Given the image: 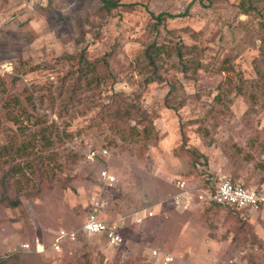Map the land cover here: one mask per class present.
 <instances>
[{
  "label": "rangeland",
  "instance_id": "rangeland-1",
  "mask_svg": "<svg viewBox=\"0 0 264 264\" xmlns=\"http://www.w3.org/2000/svg\"><path fill=\"white\" fill-rule=\"evenodd\" d=\"M119 1L135 10L103 17L99 0H0V76L9 88L0 100L19 94L29 113L47 121L35 126L32 116L20 117L25 136L38 135L36 146L27 158L0 159V171L33 160L51 186L38 197L23 198L22 207L0 206L2 264H164L165 254L174 256L171 264H264V207L239 214L195 201L180 212L165 203L177 193L179 178L194 194L222 175L264 189V17L240 13L241 0ZM165 13L175 16L166 21L169 30L178 31L175 39L194 44L181 30L201 31L200 52L192 56L201 66L188 74L173 66L163 83L144 86L151 74L138 62L139 53L152 14ZM84 50L98 61L87 82L68 57ZM26 67L32 70L22 74ZM93 75L99 78L91 82ZM169 82H177V111L164 104ZM122 105L153 119L155 134L136 135L132 127L139 125L131 118L112 127V114ZM181 128L186 147L207 159L200 173L188 157H177ZM17 132L9 123L0 146L7 147ZM104 149L105 158L90 160V151ZM105 166L117 183L104 193V216L125 218L124 243L112 248L103 236H82L54 250L60 230L84 223ZM27 176L37 190V174ZM145 209L156 216L143 219L138 213Z\"/></svg>",
  "mask_w": 264,
  "mask_h": 264
},
{
  "label": "trees",
  "instance_id": "trees-1",
  "mask_svg": "<svg viewBox=\"0 0 264 264\" xmlns=\"http://www.w3.org/2000/svg\"><path fill=\"white\" fill-rule=\"evenodd\" d=\"M99 1L102 3L100 15L103 17L111 14V12L114 10H135L134 5L121 4L119 0ZM261 5L262 9H260ZM238 8L239 12L244 15L256 14L259 17H264V0H241L238 4ZM180 16L182 17L183 15ZM174 18L175 16L166 13L160 14L158 16L152 14L151 16V23L148 25L146 30L147 35L144 43L142 44V49L138 57V62H141L142 67L144 69H148V72L151 74L150 77H146L144 79V86L155 82L163 83L165 80L164 72L168 71L173 66H176L178 70L184 74H188L189 72L200 69V59L192 56L193 53L200 52L198 42L202 36L201 31H195L190 27H186L185 29L181 30L185 34H188L190 38L195 41L194 44H187L182 39H175L173 35L175 33L178 34V31L175 29L169 30L166 26V21L168 19ZM68 57L72 62L73 68L76 74H78L80 80L87 82L89 80L88 77L96 73L98 61L89 60L86 50L74 55H68ZM30 70H32V67H26L24 70H22V74H26ZM97 78L99 77H95V75H93L91 82L94 80L97 81ZM169 85L171 86V89L165 97L164 104L166 108L177 111L179 109L178 106L181 105L180 103L178 105L175 104L178 92L177 82H169ZM0 93L6 96L9 94V88L7 87L4 77L1 76ZM23 95L25 102H27V104H32V108L35 109V106L31 100V95L27 91H24ZM15 108L18 109L17 114L14 112ZM27 114L34 118L35 126H40L47 123L45 118L40 119L38 115L29 113V110L24 107L22 98L19 94L9 96V98H7L5 101L0 100V133L9 123L17 125L18 130V132L15 133L16 138L11 140V143L8 142L9 145H7V147L0 146V159L11 158L13 155H16L17 158H27V151L30 148L36 146L35 143L38 135L36 133H29L25 136L27 127H24L23 123L20 122V117ZM125 118H131L138 123L139 128L132 127V130H137L135 131L136 135L150 136L151 134H155L153 119H151L147 114L141 113L140 110L136 111L132 109V107L128 105L125 107L122 105L120 109L116 108L109 122L111 123L112 127H115L116 124L124 123ZM184 126L185 125H182V127ZM40 134L43 139H46L45 129H41ZM181 137L183 144L176 151L177 157H188L193 171L198 173L200 171L199 166L202 165L207 167V159L205 155L202 154L198 149L186 147L189 139L183 128H181ZM13 145H15V147H13ZM47 145H50V143H47ZM12 158V161L16 159L15 157ZM27 172H29L31 175L37 174L39 178V187L37 190L32 188L33 186L30 184L31 181L27 176ZM233 182L238 184L235 181ZM42 190L50 191L51 186L49 185V176L46 177V172L40 167L38 162H33V160H31L27 161L24 165L13 164L7 169L0 171V206L2 207H8L12 209L22 207L23 198L38 197L42 193ZM237 212L242 214L240 211ZM0 264H2V260H0Z\"/></svg>",
  "mask_w": 264,
  "mask_h": 264
},
{
  "label": "built area",
  "instance_id": "built-area-1",
  "mask_svg": "<svg viewBox=\"0 0 264 264\" xmlns=\"http://www.w3.org/2000/svg\"><path fill=\"white\" fill-rule=\"evenodd\" d=\"M108 155V150L102 151L92 150L88 156L92 161H98ZM117 183L116 176L109 171L107 166L100 173V187L95 198L90 204V208L84 223L76 229L60 230L58 240L52 244L56 251L61 250L62 242H77L82 236H103L112 248H119L125 241L123 233L125 218L121 217L115 220H109L102 217L105 207L104 193L114 188ZM178 188L177 193L165 201L166 205L171 204L174 209L180 212L188 211L195 201L205 205L227 206L242 214L252 213L261 210L264 207V189L254 187H245L241 184H235L233 180L222 175L216 183L202 184L201 187L195 189V194L187 187V180L179 178L175 181ZM143 213V219H151L156 216L152 209H145L139 212ZM141 221V220H140ZM25 249H29L30 245H24ZM42 246L38 245V252H42ZM154 256L158 255V251L153 252ZM174 262V256L165 254L164 264ZM231 264H245L242 262H232Z\"/></svg>",
  "mask_w": 264,
  "mask_h": 264
},
{
  "label": "crops",
  "instance_id": "crops-1",
  "mask_svg": "<svg viewBox=\"0 0 264 264\" xmlns=\"http://www.w3.org/2000/svg\"><path fill=\"white\" fill-rule=\"evenodd\" d=\"M96 193H97V192H96ZM104 201H105V207H104L103 212H102V217L105 218V219H107V218L104 216V211H105V208H106V206H107V200L104 199Z\"/></svg>",
  "mask_w": 264,
  "mask_h": 264
}]
</instances>
